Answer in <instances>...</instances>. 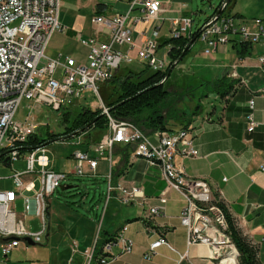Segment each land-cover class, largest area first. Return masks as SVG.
Masks as SVG:
<instances>
[{
	"label": "built area",
	"instance_id": "1",
	"mask_svg": "<svg viewBox=\"0 0 264 264\" xmlns=\"http://www.w3.org/2000/svg\"><path fill=\"white\" fill-rule=\"evenodd\" d=\"M62 1L0 0V164L12 168L13 163L22 158L26 162V169L23 172L14 171L11 177L17 191H0L1 264H6L22 240L34 245L42 243L49 229L51 197L72 176L94 177L101 160L108 161L110 166L107 203L115 198L123 206L138 202L142 205L145 202L142 190L134 186H118L120 196L115 197L112 168L114 148L118 144L133 147L136 157L158 166L167 183V191L175 190L184 198L186 204L180 221L187 231L188 246L206 247L214 264H239L240 254L229 233L225 213L209 185L202 180L188 178L176 167V154L184 158L198 156L190 131L158 132L150 138L133 123L114 119L101 101L100 109L108 120V135L91 152H75L76 167L73 173L57 172L50 168L47 144L27 149L30 138L42 135L43 125L36 123L31 115L23 122L16 120L24 100L61 112L74 105L86 90H92L100 97V86L111 82L123 64L135 61L131 55L133 50H136L138 60L146 62L154 72L163 71L168 66L167 61L158 55L160 28H153L149 34L141 33L135 39L134 26L129 24L130 20L133 25L158 20L163 11V0H128L126 13L110 18L97 16L94 20L97 30L106 33L109 41L102 42L96 38L82 41L89 49L86 64H78L68 56L48 58L47 50L52 37L64 30L59 21ZM227 7L224 1L201 26L198 40L205 47L204 53L212 54L232 39L239 44L264 47V20H254L250 28L242 17L226 14ZM135 11L141 15L133 17ZM192 35V17L180 16L172 20L170 38H191ZM123 47H127L126 52L121 50ZM259 63L264 69V55L260 56ZM250 108L254 109V101L250 102ZM249 121L248 131L253 132L256 124L252 115ZM260 170L264 173V163ZM25 177L32 180L25 183ZM25 193L32 195L23 197ZM165 195L166 192L159 198L160 206L149 209L148 219L161 214L167 202ZM22 198L25 215H18L12 210V205ZM29 213L40 219V232H28L26 214ZM126 231L127 227H124L114 240L104 245L98 264L114 262L117 256L112 249L117 245L122 246L124 254L132 253L134 243L124 236ZM72 246L76 251V245ZM163 246L175 251L167 240L160 238L149 245L144 258L151 260ZM95 251L96 246H93L85 264H93ZM180 261H189L187 252L180 256Z\"/></svg>",
	"mask_w": 264,
	"mask_h": 264
},
{
	"label": "crops",
	"instance_id": "2",
	"mask_svg": "<svg viewBox=\"0 0 264 264\" xmlns=\"http://www.w3.org/2000/svg\"><path fill=\"white\" fill-rule=\"evenodd\" d=\"M181 1L183 2V0H163V11L156 21L133 25L132 20H130L129 23L130 26H134L133 35L135 39L141 33L149 34L153 28H160L158 48L159 52L164 51V53L159 57L165 59L168 64V53L171 49L169 41L172 20L184 16L181 9L173 10L171 5L181 3ZM127 10L128 0H101L95 4L94 16L89 23L81 22L80 19L73 22V20L63 17L61 13L59 21L64 30L59 33L64 39L72 40L85 49L84 56L77 58L71 55L66 56L75 59L78 64H86L89 49L83 45L82 41L92 38L102 42L109 41L106 33L98 32L94 22L95 18L101 15L110 18L115 14H124ZM140 15L138 11L132 13L133 17H139ZM168 15H172L171 19L166 18ZM167 21L169 26L166 33H163V28ZM196 42H199V40ZM238 45L239 43L232 39L227 45L210 55L203 53L205 56H218H212V63L219 70V77L211 84L213 91L205 96L217 103H211L212 109L210 108V113L204 112L201 107L197 117H194L188 129H185L192 133L198 156L184 158L180 154H176L175 164L188 178L202 180L209 185L215 200L227 207L244 236L248 237L258 248L260 262L264 264L260 256V249L264 246L262 242L264 233V173L260 170L261 165L264 163V69L259 63L260 56L264 55V47L252 45L249 53L244 57H240ZM121 50L126 52L127 47H123ZM131 55L135 60L134 62L140 61L137 58L136 50H133ZM229 55H231V59L228 61L226 57ZM221 80L234 86L226 97H221L219 94L222 93L223 89L219 93L216 91V85ZM251 101H254L253 110L250 108ZM76 103H79V100L74 104ZM99 108H96V110ZM61 112L63 114L64 110ZM251 115L253 122L256 124L253 132L248 131L250 128L249 116ZM172 126L174 132L171 133L182 130L181 125L174 124ZM107 135L108 130L103 133L91 130L80 134L77 132L54 142L56 144L59 141L76 138V144L81 145V148L77 151L91 152L98 143L105 140ZM84 136H86L85 140H83ZM75 152L68 158L74 164V170L76 167ZM14 163L11 169L14 168ZM50 168L57 172L69 174L74 172L73 169L69 170L68 167L63 171H58L51 164ZM112 169V186L115 188V197L120 196V192L117 190L118 186H134L142 190L145 202L142 205L138 202L132 206H123L115 198L107 203V190V193L100 195L99 199V201L106 199L103 215L99 216L97 205L91 206L87 212L90 214L94 212V216L89 220L92 224L88 226V231H82L79 225L84 222V219L78 215L79 211L72 208L73 204L77 206L78 204L69 202L65 204L57 203L52 199L59 192L57 190L50 200L48 220L51 225V234L49 233L47 237H49V241L52 244L53 238L51 235L59 231L54 222L52 223V218L63 213L67 220L73 223L71 225L72 231L68 233L69 237L67 235L65 237V240L67 238V248L64 249V253L69 252L67 253L68 257L64 256L61 260L60 252L57 248L58 262L53 263L50 259L46 260L45 264H85L87 261L86 256L93 246H96L93 264H98L104 245L114 240L124 227H127L124 236L131 239L134 243L133 251L132 253L124 254L121 245L115 246L112 249V253L117 256V259L110 264H214L206 247L187 245V231L180 221V215L186 202L175 190L167 191V183L158 166L151 165L147 160L136 157L133 147L118 144L114 148ZM109 172L108 161L101 160L95 176L86 177L93 182L103 179L108 183L107 176ZM73 178L74 176L67 182ZM31 180L30 177L24 178L25 183ZM63 187L69 186L63 185ZM165 192L167 202L164 204L161 214L151 220L148 219L149 209L161 205L159 198ZM28 194V196L32 195L31 193ZM24 195L23 197H25ZM79 207H82V205L80 204ZM72 219H75L76 222ZM106 225L107 228L104 231L103 227ZM103 233L105 238L102 239ZM160 238L167 240L175 251L163 246L157 250L156 255L151 260H146L144 255L149 245ZM100 241L102 244L99 247ZM27 243L30 246H35L33 243ZM74 244L77 248L76 251H73L72 245ZM20 249L17 248L12 252L6 264H19L18 262L24 257V254L26 252L28 254V250L20 252L22 251ZM53 249L51 247L46 251L52 253ZM186 252L188 253L189 261H180V256ZM1 261L2 253L0 248V264ZM29 263L31 264L32 262Z\"/></svg>",
	"mask_w": 264,
	"mask_h": 264
},
{
	"label": "rangeland",
	"instance_id": "3",
	"mask_svg": "<svg viewBox=\"0 0 264 264\" xmlns=\"http://www.w3.org/2000/svg\"><path fill=\"white\" fill-rule=\"evenodd\" d=\"M100 1L101 0H63L61 3L62 11L60 8V14L62 13L63 17H66L69 20H73V22L80 19L81 22L85 21L86 23H89L94 16L95 4ZM223 1L224 0H183V2L181 1V3L172 4L171 8L173 10L181 9L184 16H192L194 25L193 27H196L202 25L207 20V18L212 16L214 12L218 8H220ZM228 6L229 7H227L225 13L231 16H241L243 19H245L250 28H252V23L254 20H264V0H232L228 4ZM171 17L172 15H168L166 18L171 19ZM168 26L169 22L167 21L163 28V33H166ZM222 47L223 46H221L219 50ZM163 53L164 51H160L158 54L159 56H161ZM203 53L204 45H202L201 42H196L191 49L190 54H188L185 59L176 66L169 81L167 80V77L161 82H166V88L170 91V93L173 94V96L177 95L175 97L176 100L174 106L172 107V110L166 111V114L169 116L168 118L171 120L172 125H182L185 123H190L194 117H197V114L201 109L200 106L202 107L204 112L210 113L212 109L211 103H217L205 96L209 95V93L213 91V86H211V84L215 81V79L219 77V70H217L212 63V58L218 56H205ZM84 54L85 49L81 45L75 43L72 40L64 39V37L59 32L54 34L47 50V57L51 59H57L59 56L66 57V55H71L77 58L79 56H84ZM226 58L229 61L231 59V55L227 56ZM146 67L147 64L143 61H138L131 64H123L119 71V75L125 76L128 73H139L140 71L145 70ZM151 72L152 70L150 71V73ZM107 86L103 87L104 90L102 91L108 89L109 86ZM101 100L102 92H100L99 97L92 90H86L84 91L82 97L79 99V103L68 107L66 110H64L63 114L62 112L59 113L52 110L46 105H38L34 104L31 101L24 100L16 115V120L23 122L28 116L31 115V118L36 123L43 125L41 132L44 133L45 138H47L48 133L60 135L63 134L66 129V125L63 124L61 119L64 113L68 114L72 120L78 115L81 108L91 110H96V108H99L101 105ZM102 102L109 110L104 101ZM83 132H79V134ZM85 139L86 136H84L83 140ZM75 140L76 138H71L65 141H59L56 144L55 142L48 144L49 151L47 153V156L50 159V164L56 170L63 171L67 167L69 168V170H74V164L68 158L71 156V154H73L75 151L77 152V150L81 148V145H77ZM25 169L26 162L24 158H22L20 161H16L14 163L13 169L5 167L4 164L1 163L0 191H17L11 177L14 171L23 172ZM64 185L71 186L73 188L62 192L60 188L59 192H57L52 197V199L59 204H65L66 202L78 204V206L73 204L72 208H75L77 211H79L78 215L80 216V218L84 219V222L79 225L80 229L82 231H88V226L92 224L89 220L94 216V212L90 214L87 212V210L91 206L94 207L97 205V212L99 216L101 217L103 215L106 199L101 201H99V199L100 195H102L103 193H107L108 183L103 179H98L93 182L88 177H74ZM28 195L29 194L27 193L24 196ZM83 201L86 202L83 203ZM80 204L82 205V207H79ZM12 210L18 215H25V206L23 200H18L14 205H12ZM72 220L76 222L75 219ZM53 222L59 231L51 235L53 238L52 244L49 241V237H47V235L51 232V225L48 220L50 230L48 229V231L44 234L41 244L30 246L26 241H21L19 248H21L20 250L22 251L20 252H23V250H28V254L27 252L24 254V257L19 260V264H30L29 262H32L31 264H45L46 260L48 261L50 259L51 262L57 263V248L59 249L61 260L64 256L68 257L67 253L69 251L67 253H64V249L67 248V238L65 240V237H67L68 233L72 231L71 225H73V223L72 221L70 222L69 220H67V217L63 213L54 216V218H52V223ZM26 227L28 232L38 233L42 230V223L40 219H38L34 214L29 213L26 214ZM106 228L107 225L103 227L104 231L106 230ZM101 238H105L104 233L102 234ZM101 244L102 243L100 241L99 247L101 246ZM51 247L54 248L52 253L46 251ZM260 256L262 261H264V246H262V248L260 249Z\"/></svg>",
	"mask_w": 264,
	"mask_h": 264
},
{
	"label": "trees",
	"instance_id": "4",
	"mask_svg": "<svg viewBox=\"0 0 264 264\" xmlns=\"http://www.w3.org/2000/svg\"><path fill=\"white\" fill-rule=\"evenodd\" d=\"M212 16L207 18L205 22ZM202 25L194 27L191 38H170L169 43L171 44V49L168 53L169 64L165 70L152 71L150 73L151 69L147 66L145 70L139 73H128L125 76H120L117 73L111 82L100 86L102 101L107 105L110 115L114 119L133 123L150 138L158 132H174L171 120L168 118L169 116L166 114V111L172 110L177 95L173 96L166 88V82H161L167 77V80H169L176 66L188 55L192 46L198 41V34ZM238 46L240 57L246 56L252 48L251 44H239ZM107 85L109 88L102 91L104 90L103 87ZM233 87L232 84L221 80L216 85V91L219 93L223 89L222 93L219 94L221 97H226L232 91ZM61 119L63 124L66 125L63 134L56 135L48 133L47 138L43 135L44 133L39 136H33L27 142V149L30 146L52 143L77 132L84 131L85 133L96 130L103 133L108 128L107 117L100 109L91 110L82 108L74 119L71 120L70 116L66 113H64ZM189 124H182V130L188 129ZM218 205L225 213L229 224V233L239 251V264H262L259 259L258 248L248 237L244 236L227 207L222 203Z\"/></svg>",
	"mask_w": 264,
	"mask_h": 264
},
{
	"label": "water",
	"instance_id": "5",
	"mask_svg": "<svg viewBox=\"0 0 264 264\" xmlns=\"http://www.w3.org/2000/svg\"><path fill=\"white\" fill-rule=\"evenodd\" d=\"M229 2H230V0H226V1H225V5L228 4ZM222 11H223V8L219 11L218 15H220ZM81 132H83V131H81ZM72 188H73V187H71V186H69V187H63V186H62V187H61V190H62V191H67V190H70V189H72ZM29 242H30V241H29ZM30 243H31V242H30Z\"/></svg>",
	"mask_w": 264,
	"mask_h": 264
},
{
	"label": "bare ground",
	"instance_id": "6",
	"mask_svg": "<svg viewBox=\"0 0 264 264\" xmlns=\"http://www.w3.org/2000/svg\"><path fill=\"white\" fill-rule=\"evenodd\" d=\"M229 7V6H228ZM60 113V112H59Z\"/></svg>",
	"mask_w": 264,
	"mask_h": 264
}]
</instances>
